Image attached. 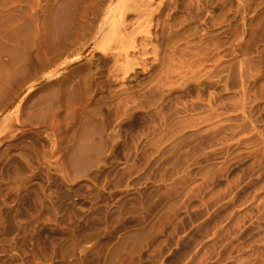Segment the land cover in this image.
Listing matches in <instances>:
<instances>
[{
  "label": "rangeland",
  "instance_id": "obj_1",
  "mask_svg": "<svg viewBox=\"0 0 264 264\" xmlns=\"http://www.w3.org/2000/svg\"><path fill=\"white\" fill-rule=\"evenodd\" d=\"M0 264H264V0H0Z\"/></svg>",
  "mask_w": 264,
  "mask_h": 264
}]
</instances>
